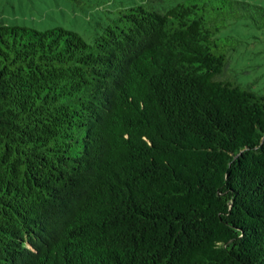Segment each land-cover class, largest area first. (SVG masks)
I'll use <instances>...</instances> for the list:
<instances>
[{"label":"trees","instance_id":"obj_1","mask_svg":"<svg viewBox=\"0 0 264 264\" xmlns=\"http://www.w3.org/2000/svg\"><path fill=\"white\" fill-rule=\"evenodd\" d=\"M110 13L0 24V264H264V94L220 35L264 8Z\"/></svg>","mask_w":264,"mask_h":264},{"label":"rangeland","instance_id":"obj_2","mask_svg":"<svg viewBox=\"0 0 264 264\" xmlns=\"http://www.w3.org/2000/svg\"><path fill=\"white\" fill-rule=\"evenodd\" d=\"M182 1L185 0H0V24L39 31L62 27L94 44L102 26L108 23L110 11L144 4L165 13ZM240 1L264 8V0ZM220 35L240 41L237 50L230 55L229 75L264 94V24L243 19L233 22Z\"/></svg>","mask_w":264,"mask_h":264}]
</instances>
